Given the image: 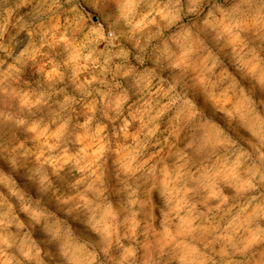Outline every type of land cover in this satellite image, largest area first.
<instances>
[{"label":"rangeland","instance_id":"374dc122","mask_svg":"<svg viewBox=\"0 0 264 264\" xmlns=\"http://www.w3.org/2000/svg\"><path fill=\"white\" fill-rule=\"evenodd\" d=\"M0 264H264V0H0Z\"/></svg>","mask_w":264,"mask_h":264}]
</instances>
